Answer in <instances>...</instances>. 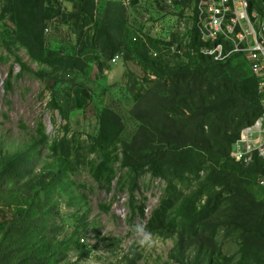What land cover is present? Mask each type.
<instances>
[{
	"label": "rangeland",
	"instance_id": "rangeland-1",
	"mask_svg": "<svg viewBox=\"0 0 264 264\" xmlns=\"http://www.w3.org/2000/svg\"><path fill=\"white\" fill-rule=\"evenodd\" d=\"M52 1L61 7L62 16L47 25L50 31L43 46L29 50L18 41L15 2L0 0V149L18 156L26 166L23 172L32 170L26 180L42 176L40 186L27 188L31 197L38 194L36 202L45 208L39 220L35 216L30 221L31 242L38 248L45 243L46 259L52 257L54 264H212L210 258L198 259L200 249L212 253L217 264H264V236L241 234L234 225L229 229L209 204L215 190H222L231 203L233 191L246 204H264L256 175L247 174L242 182L216 178L222 182L218 186L207 169L184 172L171 162L160 177L148 167L130 172L123 165L125 146L118 140L123 138L127 144L135 135L139 122L130 110L156 78L136 54L126 50L116 55L117 64L100 51L82 56L84 61L90 59L88 75L55 63L57 58L78 57L84 42L96 34L93 25L82 28L83 14L76 0ZM176 1L122 0L127 7L142 10V19L137 13L128 18L132 36L150 37L155 47L151 58L164 57L168 68L193 52L188 48L197 29L193 4L182 0L175 5ZM108 2L96 0V6L109 10ZM98 43L105 46L103 41ZM96 57L103 70L95 66ZM75 79L87 88L73 87ZM105 108L115 111L118 120L108 117L102 130L99 115ZM187 142L186 133L181 134L171 154L190 151ZM234 143L227 152L233 151ZM247 182L253 198L240 192ZM20 203L0 205V245L5 244L7 233L15 239L24 235L15 224ZM35 214L40 215L38 207ZM135 225H143L148 243H139ZM53 251L57 255L52 256ZM17 253L9 264H27L25 253L18 248ZM4 261L0 257V264Z\"/></svg>",
	"mask_w": 264,
	"mask_h": 264
},
{
	"label": "trees",
	"instance_id": "trees-1",
	"mask_svg": "<svg viewBox=\"0 0 264 264\" xmlns=\"http://www.w3.org/2000/svg\"><path fill=\"white\" fill-rule=\"evenodd\" d=\"M9 1L15 2L13 22L16 24L18 41L29 50L34 49V45L43 46L47 33L45 29L48 28V24L55 22L56 18L60 19L61 7L58 8L52 0ZM260 1L251 0V4L259 5ZM76 2L83 14L82 28L93 25L96 36L84 42V48L78 57L57 58L54 60L55 63L88 75V69L91 70L88 63L90 59L84 61L82 56L100 51L107 56L106 58L114 59L117 54L126 50L129 55L132 52L136 54L145 69L150 70L156 78L147 93L130 110L139 122L135 135L127 144L123 142V138L118 140L125 146L123 165L133 173L148 167L157 177L162 175L163 167L169 162L181 165L184 172L193 170L201 172L207 169L213 174V183L218 186L222 182L217 179L225 180L233 177L234 180L238 179L242 182L245 175L250 174L251 178L256 175V187L264 190L257 178L259 174H264L263 160L256 155L255 161L246 166L237 163L230 156L231 148L227 152L229 144L237 141L239 129L251 123L260 110L255 89L256 82L244 58L241 55H234L225 62H215L211 57L202 55L200 51L203 44L200 41L199 30L195 29V33L191 35L194 41L188 48L193 52L186 57L188 64H185L186 59H183L174 68H168L164 66V57L151 58L150 51L153 53L155 47L150 37L140 39L136 38V35L132 36V29L128 27V18L134 13H137L135 16L138 18L142 10L127 7L122 0H109V10L97 7L96 0H76ZM185 2L189 4L190 0ZM180 3L181 1H176L175 5ZM111 9H114L113 12ZM140 16L142 19V14ZM99 39L105 46H100ZM171 43L167 44V47H171ZM42 52H46L45 49ZM93 62L97 68L104 69L99 57ZM73 81V87L87 88L86 84L78 82L77 79ZM108 117L118 120L115 111L105 108L99 115V121L104 125L102 130L103 128L106 130ZM184 133L190 151L171 154L172 150H177L175 143ZM112 142L113 138L107 146ZM172 142L174 144H171ZM225 143H227L226 148L225 145L223 146ZM182 144L181 140L180 145ZM22 163L23 161L14 153L0 149V205L5 203L9 206V203L21 202L17 215L19 221L15 224L24 232L23 236L16 239L8 233L3 237L6 245H0V257L5 259L4 264H9L8 259L10 260L17 253L18 248L23 254L25 253L24 261L27 264H54L52 257L46 259L48 251L43 248L45 243L38 248V244L35 246L27 236L30 221L35 216L39 220L45 208L43 204H37L38 194L31 197L27 189L40 186L39 181H42V176L39 177V174L35 173L36 176L26 180V176L32 174V170L23 172L26 166ZM34 182L37 183L36 186ZM248 184L249 182L245 184L246 187L243 185L240 192H245L242 193L244 197L250 194L253 198L252 192L247 188ZM221 192L222 190H215L214 199L209 200V204L213 205L211 211L218 216L216 218L222 224L226 223L229 229L234 225L235 230L241 231V234L246 232L247 236H264V204L250 203L247 199L248 204H246L242 201V196L233 194V191L229 196L235 202L231 203L221 195ZM217 197L221 199L220 202L217 201ZM37 207L40 215L35 214ZM26 239L30 241L26 243ZM77 247L82 250L84 248L79 243ZM211 254L204 253L203 249L197 253L198 259L210 258L212 264H217V259ZM51 255H57L56 251ZM247 264H253V261Z\"/></svg>",
	"mask_w": 264,
	"mask_h": 264
},
{
	"label": "built area",
	"instance_id": "built-area-1",
	"mask_svg": "<svg viewBox=\"0 0 264 264\" xmlns=\"http://www.w3.org/2000/svg\"><path fill=\"white\" fill-rule=\"evenodd\" d=\"M190 4L203 44L201 54L215 62L241 55L255 79L259 114L242 128L231 157L248 166L257 155L264 170V0L259 5H252L251 0H190ZM119 60L116 56L113 63ZM258 183L264 188V174Z\"/></svg>",
	"mask_w": 264,
	"mask_h": 264
},
{
	"label": "clouds",
	"instance_id": "clouds-1",
	"mask_svg": "<svg viewBox=\"0 0 264 264\" xmlns=\"http://www.w3.org/2000/svg\"><path fill=\"white\" fill-rule=\"evenodd\" d=\"M134 233L141 236V239L139 240V243L145 244L149 242L148 235L145 233L143 225H135L133 228Z\"/></svg>",
	"mask_w": 264,
	"mask_h": 264
}]
</instances>
